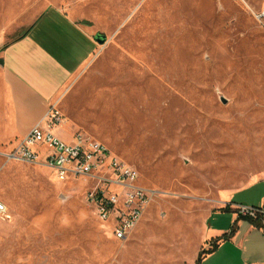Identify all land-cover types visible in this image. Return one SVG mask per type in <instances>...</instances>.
Segmentation results:
<instances>
[{"label": "rangeland", "instance_id": "374dc122", "mask_svg": "<svg viewBox=\"0 0 264 264\" xmlns=\"http://www.w3.org/2000/svg\"><path fill=\"white\" fill-rule=\"evenodd\" d=\"M263 4L0 0V55L51 7L106 36L86 79L99 78L97 92L75 99L72 117L153 192L120 240L89 199L93 182L59 181L45 165L4 156L13 142L0 143V199L9 208L0 217V264H188L211 247L212 239L201 245L207 228L230 225L234 212L221 203L229 192L259 205L264 27L254 12Z\"/></svg>", "mask_w": 264, "mask_h": 264}, {"label": "crops", "instance_id": "0c3cea01", "mask_svg": "<svg viewBox=\"0 0 264 264\" xmlns=\"http://www.w3.org/2000/svg\"><path fill=\"white\" fill-rule=\"evenodd\" d=\"M96 36L92 28L78 23L63 10L51 7L21 38L3 48L0 55V143L13 142L11 148L5 154L3 152L4 156L7 157L44 119L53 104H58L63 114L61 125L54 129L55 135L60 129L66 136H57L72 142L74 134L81 131V125L72 117L75 110L71 113L70 105L73 106L74 100L87 91L92 97L91 93H96L99 87L91 89L94 80L99 78L86 80L87 75L91 72L93 76L94 69L98 68ZM255 181L260 183L264 177ZM229 193L221 200L222 204H230L232 210L246 204L245 200H232L233 193ZM252 206L264 207V190L259 205ZM234 223L235 233L206 254L202 264H264V227L255 226L248 219L239 217L237 212L233 213L227 228L219 225L207 228L201 245L230 232ZM198 255L199 252L188 264H195Z\"/></svg>", "mask_w": 264, "mask_h": 264}, {"label": "built area", "instance_id": "2783aa9c", "mask_svg": "<svg viewBox=\"0 0 264 264\" xmlns=\"http://www.w3.org/2000/svg\"><path fill=\"white\" fill-rule=\"evenodd\" d=\"M264 27V4L254 12ZM63 114L58 104L50 106L44 119L8 154L12 159L49 167L59 181L85 178L95 184L89 199L96 206L99 217L110 221L115 237L127 240L145 215L153 192L138 184V170L119 160L103 143L76 132L67 142L54 133L61 125ZM240 216L261 218L264 227V207L237 205ZM8 205L0 199V217H7Z\"/></svg>", "mask_w": 264, "mask_h": 264}, {"label": "trees", "instance_id": "16d2710c", "mask_svg": "<svg viewBox=\"0 0 264 264\" xmlns=\"http://www.w3.org/2000/svg\"><path fill=\"white\" fill-rule=\"evenodd\" d=\"M260 207V206H258ZM223 211H228V212H237L236 209L232 210L231 208V205H226L225 207H223L222 209ZM241 217V216H239ZM244 217V216H242ZM245 219H248L249 221H251L255 226L257 227H262V222H261V218H257V219H253V218H249V217H244ZM236 231V223H234L232 226H231V230L230 232L228 233H224L222 236L220 237H216V238H212V240L210 241L211 243V247L208 248V249H205L203 248L200 252H199V255H198V258L196 260V263L195 264H202V261L204 259V257L206 256V254L208 253H211L213 252L219 245L220 241L222 240H227L229 239V237L231 235H233Z\"/></svg>", "mask_w": 264, "mask_h": 264}, {"label": "water", "instance_id": "95a60500", "mask_svg": "<svg viewBox=\"0 0 264 264\" xmlns=\"http://www.w3.org/2000/svg\"><path fill=\"white\" fill-rule=\"evenodd\" d=\"M96 40L100 43V44H104L106 42V36L98 34L96 36ZM0 63H2V61L0 60Z\"/></svg>", "mask_w": 264, "mask_h": 264}]
</instances>
